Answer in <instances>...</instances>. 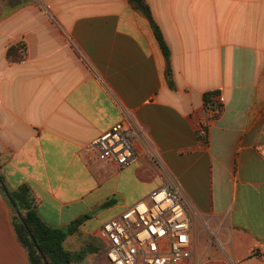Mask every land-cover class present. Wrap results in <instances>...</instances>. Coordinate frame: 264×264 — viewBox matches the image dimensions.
Here are the masks:
<instances>
[{
    "label": "crops",
    "instance_id": "0c3cea01",
    "mask_svg": "<svg viewBox=\"0 0 264 264\" xmlns=\"http://www.w3.org/2000/svg\"><path fill=\"white\" fill-rule=\"evenodd\" d=\"M145 1L169 48L170 78L130 0H0L5 181L29 186L53 227L89 215L65 247L89 251L75 264H109L91 216L163 187L157 153L193 208V264H264V0ZM19 42L27 57L11 62ZM213 92L224 105L217 118L204 106ZM124 120L149 142L137 143L135 163L120 168L85 150ZM198 225L212 238L201 254ZM0 264H31L1 190Z\"/></svg>",
    "mask_w": 264,
    "mask_h": 264
},
{
    "label": "built area",
    "instance_id": "2783aa9c",
    "mask_svg": "<svg viewBox=\"0 0 264 264\" xmlns=\"http://www.w3.org/2000/svg\"><path fill=\"white\" fill-rule=\"evenodd\" d=\"M212 116L217 108L209 109ZM207 124L200 133L207 136ZM149 148L145 130L124 120L93 140L85 150L95 152L101 161H114L120 168L138 159L137 143ZM152 161L165 183L147 198L127 207L106 221L99 230L109 264H193L196 237L193 208L160 155Z\"/></svg>",
    "mask_w": 264,
    "mask_h": 264
},
{
    "label": "trees",
    "instance_id": "16d2710c",
    "mask_svg": "<svg viewBox=\"0 0 264 264\" xmlns=\"http://www.w3.org/2000/svg\"><path fill=\"white\" fill-rule=\"evenodd\" d=\"M131 6L140 11L150 22L153 31L163 53L167 60V76L171 77L170 52L165 42L162 31L155 22L151 9L145 0L137 3L136 0H130ZM27 57V45L25 42H19L10 46L7 52V58L11 62H22ZM218 92L207 93L204 95V106L206 109L217 108L223 111L224 105L219 100H215L214 96ZM219 114L215 115L217 118ZM200 139L205 143L209 142V135L201 136ZM4 185L8 189L9 195L5 193ZM0 190L7 197L13 211V225L19 242L25 247L29 254L31 264H75L84 260L88 250L80 252H72L66 249V239L76 233L80 225L89 218L84 215L73 222L66 228L53 227L43 221L37 211V199L27 185L20 186L17 189H10L5 181L2 173V162L0 159ZM111 204L109 201L106 205ZM17 207L25 222L18 216L15 209ZM92 252V251H91ZM47 258V262L44 261Z\"/></svg>",
    "mask_w": 264,
    "mask_h": 264
},
{
    "label": "rangeland",
    "instance_id": "374dc122",
    "mask_svg": "<svg viewBox=\"0 0 264 264\" xmlns=\"http://www.w3.org/2000/svg\"><path fill=\"white\" fill-rule=\"evenodd\" d=\"M123 211L122 209H119V210H107L105 213H103L98 219L95 218V214H93L91 216V219H93V221L91 223H89V225H92L94 226V228L96 227H99L101 225H103L107 220L111 219L112 217H114L117 213ZM197 232H198V238H199V241H198V250H199V253H203V243H205L206 241L208 242H212V238L210 236H208L207 238L205 237V234L201 231V227L198 225L197 226ZM91 255L88 254V256Z\"/></svg>",
    "mask_w": 264,
    "mask_h": 264
},
{
    "label": "water",
    "instance_id": "95a60500",
    "mask_svg": "<svg viewBox=\"0 0 264 264\" xmlns=\"http://www.w3.org/2000/svg\"><path fill=\"white\" fill-rule=\"evenodd\" d=\"M136 2H137V3H140L141 0H136ZM4 190H5V193H6L7 196H8V195H9V192H8V189L5 187V185H4ZM15 209H16V211H17L18 216L22 219L23 222H25L24 219H23V216H22V214H21V212H20V210H19L17 207H15ZM44 261L47 262V258H46V257H44ZM47 264H48V263H47Z\"/></svg>",
    "mask_w": 264,
    "mask_h": 264
}]
</instances>
